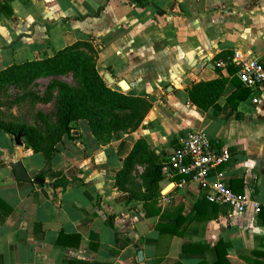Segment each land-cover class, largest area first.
<instances>
[{"label":"crops","instance_id":"crops-1","mask_svg":"<svg viewBox=\"0 0 264 264\" xmlns=\"http://www.w3.org/2000/svg\"><path fill=\"white\" fill-rule=\"evenodd\" d=\"M135 1L13 0V15H0V70L93 37L108 86L152 106L136 131L113 133L105 145L86 121L74 122L75 138L65 136L49 161L0 132V264H264V98L253 104L250 95L237 111L227 101L241 83L230 58L264 57V0ZM221 77L228 84L209 111L190 102L193 83ZM191 132L229 149L219 170L260 211L212 205L182 177H162L151 208L142 199L146 164L136 166L132 199L117 188L136 141L164 166ZM18 162L32 181L15 178Z\"/></svg>","mask_w":264,"mask_h":264},{"label":"trees","instance_id":"trees-1","mask_svg":"<svg viewBox=\"0 0 264 264\" xmlns=\"http://www.w3.org/2000/svg\"><path fill=\"white\" fill-rule=\"evenodd\" d=\"M13 0H0V15L10 18L13 15L10 3ZM144 6L142 0L135 1ZM91 55H89V54ZM98 51L96 40L89 37L59 50L54 56L36 60L14 63L0 70V93L6 87H23L39 78H55L73 74L79 84L75 89L64 82L53 81L51 86L58 90L56 99L55 123L46 118L42 124L44 129L27 124H17L0 119V132L9 134L12 138L18 135L25 140L28 147L35 153H42L49 161L56 146L67 136L72 135V124L84 120L99 144L105 145L112 139L113 133H130L136 131L148 112L151 104L147 99L133 97L112 90L97 71ZM227 78L193 83L187 90L190 102L202 111H209L224 95ZM47 89L40 101L50 102L54 95ZM250 97V91L237 85L236 92L227 98L230 107L237 111L238 105ZM156 153L151 150L144 139L134 143L130 154L125 158L123 168L116 176V186L123 192H132L129 185L133 181L136 166L146 164L145 179L148 184L147 194L142 196L152 208L160 196L157 188L162 180L163 164L156 161ZM149 193V194H148ZM154 201H151V198ZM260 211V209H259Z\"/></svg>","mask_w":264,"mask_h":264},{"label":"built area","instance_id":"built-area-1","mask_svg":"<svg viewBox=\"0 0 264 264\" xmlns=\"http://www.w3.org/2000/svg\"><path fill=\"white\" fill-rule=\"evenodd\" d=\"M237 68V77L244 89L250 91L251 101L258 104L264 98V57L242 59L238 53L230 58ZM226 63L219 61L216 67ZM231 160V152L211 139L206 132H191L180 139L162 168V177L172 180L182 177L196 183L204 199L212 205H226L233 214L242 215L259 206L247 194L233 191L219 169Z\"/></svg>","mask_w":264,"mask_h":264},{"label":"rangeland","instance_id":"rangeland-1","mask_svg":"<svg viewBox=\"0 0 264 264\" xmlns=\"http://www.w3.org/2000/svg\"><path fill=\"white\" fill-rule=\"evenodd\" d=\"M64 39L69 43L73 41V36H66ZM59 43L62 42L60 41ZM8 61L6 60L3 65H7ZM104 80L107 85L110 83H108L106 78ZM53 81L64 82L75 89H79L78 81L73 74L55 78H39L23 87H6L0 93V119L6 122L27 124L42 130L44 129L42 124L43 119L46 118L54 124L58 90L54 86L49 88ZM48 88L52 91L54 98L50 102L40 101L37 97H43Z\"/></svg>","mask_w":264,"mask_h":264},{"label":"water","instance_id":"water-1","mask_svg":"<svg viewBox=\"0 0 264 264\" xmlns=\"http://www.w3.org/2000/svg\"><path fill=\"white\" fill-rule=\"evenodd\" d=\"M107 79H108V81H110L111 83H113V79L111 78L110 75L107 76ZM118 86H119V88L122 91H128L129 90V86H128L127 82L124 81V80L120 81L118 83ZM171 89H172V87L170 86V87L167 88V91H170ZM21 139H22L21 135H18L15 138V142L19 146L22 145ZM12 168H13V171H14L15 178L17 180L24 181V182H30V181H32V178L30 177V175L27 173V171L25 170V168L23 167V165L20 162H18L16 164H13L12 165ZM35 182H37L39 184H43V180H41L39 178H36L35 179ZM167 191H168V189L165 190L163 192V194L166 193Z\"/></svg>","mask_w":264,"mask_h":264}]
</instances>
